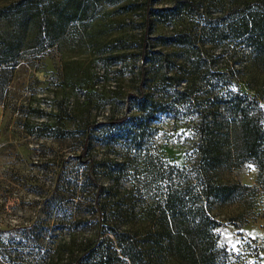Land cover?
<instances>
[{
    "label": "trees",
    "instance_id": "16d2710c",
    "mask_svg": "<svg viewBox=\"0 0 264 264\" xmlns=\"http://www.w3.org/2000/svg\"><path fill=\"white\" fill-rule=\"evenodd\" d=\"M151 1L128 0L122 5L125 11L126 7L142 8L145 15L137 43L126 44L129 39L123 38L115 43L136 46L138 53L127 54L142 60L140 85L129 95L130 108L107 121L87 123L82 158L78 157L84 170H76V181L70 185L73 191L67 194L64 189L65 195L57 200V233H34L35 225L22 234L9 233L14 230L11 227L0 228V264L225 263L226 250L219 245L216 232L222 223L211 214L206 201L233 200L241 185L186 179L181 168L169 165V183H161L156 203L139 211L130 188L100 178L125 173L129 163L97 159L90 146L92 142L105 146L124 143L132 154L142 150L147 154L145 144L159 114L188 105L198 116L193 130L199 137L196 150L203 174L247 161L264 169V95L251 84L256 70L264 72V0H229L230 12L216 20L200 11L198 0L147 7ZM110 3L116 2L104 0L100 6ZM100 6L93 0H17L2 6L0 17L14 26L17 38L13 40L14 33L0 39V74L16 65L9 58L22 50V33L30 25L49 35L60 27L61 35L71 24L95 18ZM189 15L198 22L174 25L173 31L153 36L158 26ZM226 39L237 44L236 53L226 57L227 65L204 72L205 66L210 67L203 46ZM178 66L184 70L179 71ZM245 76L248 78L243 79ZM203 78H216L219 89L209 104L197 102L202 98L196 93L200 90L197 82Z\"/></svg>",
    "mask_w": 264,
    "mask_h": 264
},
{
    "label": "rangeland",
    "instance_id": "374dc122",
    "mask_svg": "<svg viewBox=\"0 0 264 264\" xmlns=\"http://www.w3.org/2000/svg\"><path fill=\"white\" fill-rule=\"evenodd\" d=\"M14 1L0 0V8ZM93 1L100 6L104 0ZM110 1L116 3L97 7L95 18L71 24L61 35L60 27L49 35L30 25L22 33V50L9 58V63L16 65L0 74V228H13L11 234H22L30 225L36 226L34 233H57V200L65 195L64 189L67 194L73 191L70 185L76 181V170H84L78 157L82 158L87 123L107 121L126 112L130 108L129 95L136 93L140 85L142 60L135 55L138 49L115 43L122 38L129 39L126 44L138 42L144 10L125 6V11L122 5L128 0ZM178 1L152 0L147 7H167ZM198 1L200 11L214 20L230 12L229 0ZM196 22L197 18L189 15L158 26L153 36ZM14 33L15 41L14 26L0 17V39ZM231 42L226 39L203 46L210 67L205 66L204 72L227 65L226 57L238 49ZM178 70L184 68L178 66ZM204 79L197 82L200 90L196 93L202 98L196 101L209 104L219 89L216 78ZM251 81L264 95L262 69L253 73ZM172 91L173 97L177 96L174 88ZM192 109L183 105L160 113L145 144L147 154L144 150L132 154L124 143L105 146L92 142L90 151L95 158L129 163L125 173L100 178L130 188L133 201L139 202V211L156 203L161 183H169V165L181 168L186 179L198 177L205 183L222 180L241 185L233 200L217 202L211 198L206 203L222 223L216 232L219 245L226 250L224 264H264V169L247 161L203 174L196 150L199 137L193 130L198 116L191 113Z\"/></svg>",
    "mask_w": 264,
    "mask_h": 264
}]
</instances>
